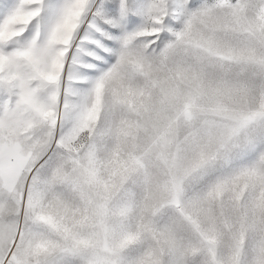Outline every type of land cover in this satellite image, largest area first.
I'll return each instance as SVG.
<instances>
[{
	"label": "snow or ice",
	"instance_id": "obj_1",
	"mask_svg": "<svg viewBox=\"0 0 264 264\" xmlns=\"http://www.w3.org/2000/svg\"><path fill=\"white\" fill-rule=\"evenodd\" d=\"M0 264H264V0H0Z\"/></svg>",
	"mask_w": 264,
	"mask_h": 264
}]
</instances>
